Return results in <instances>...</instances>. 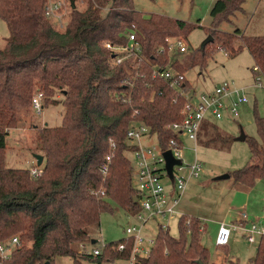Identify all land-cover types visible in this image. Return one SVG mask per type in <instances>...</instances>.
Returning <instances> with one entry per match:
<instances>
[{
  "label": "trees",
  "instance_id": "obj_1",
  "mask_svg": "<svg viewBox=\"0 0 264 264\" xmlns=\"http://www.w3.org/2000/svg\"><path fill=\"white\" fill-rule=\"evenodd\" d=\"M243 2L215 0L210 10L211 26L230 22ZM44 3L0 0V18L9 28V37L0 49V242L17 235L21 243L2 264H53L56 257L75 262L95 258L98 264L110 258L128 259L129 240L105 245L97 256H82L78 250L84 242L94 240L91 231L99 226L103 210L113 212L112 203L128 214L139 210L131 161L126 156V131L133 123H144L165 147L174 137L167 126L181 119L183 94L190 92L185 72L195 64H205L209 45L221 43L228 49L231 38L209 29L214 37L210 36L211 41L198 54L172 62L166 38L177 34L176 30L189 32L191 27L184 22L144 16L135 10L133 0H87L85 10L71 12L61 32L44 18ZM132 26L142 60L131 58L121 66H110L104 44H125ZM241 40L253 67L264 76V37L241 36ZM230 50L233 55L239 48ZM169 60L182 76L175 91L169 82L151 75L153 68H166ZM136 73L143 77H136ZM34 89L43 93V107L49 100L57 103L55 94L59 93L63 108L61 124L42 128L36 137L35 152L43 157L39 176H32L30 169L7 168L2 154L8 131L22 127L19 113L30 106ZM255 123L260 143L249 139L251 163L233 174L234 182L246 187L264 176V118L256 117ZM208 129L215 131L208 142L218 138L217 128L205 122L198 139ZM110 140L116 149L106 177L100 174V167ZM182 215L179 237L172 238L159 229L148 256L137 258L134 264H205L209 260L200 243L199 222H187ZM121 242L125 248L117 251L115 247ZM251 264H264V236Z\"/></svg>",
  "mask_w": 264,
  "mask_h": 264
},
{
  "label": "rangeland",
  "instance_id": "obj_2",
  "mask_svg": "<svg viewBox=\"0 0 264 264\" xmlns=\"http://www.w3.org/2000/svg\"><path fill=\"white\" fill-rule=\"evenodd\" d=\"M86 1L68 0L70 10L58 22H49L53 23L59 31H64L71 19V12L85 10ZM72 2L74 8L71 7ZM214 2L215 0H133V6L144 16L159 15L184 22L191 27L187 33L177 32L175 27L177 34L166 38L181 39L188 50L183 55L171 54L172 62L174 59L182 62L186 55L198 54L206 38L214 37L209 29L229 34L231 38V45L228 46V49L221 43L209 45L208 59L205 64H195L184 74L191 94L208 92L223 83H233L235 88L244 89L248 102L239 106V116L235 119L226 115L222 120L209 119V122L207 121L217 128L218 138L215 141H207L215 133L211 129L203 131L196 146L187 139H183L182 158L184 162L192 163L196 156L197 161L201 164L202 172L200 177L189 182L181 201L180 210L183 214L182 219L187 222L192 219L199 222L200 243L209 255V260L207 259L205 264H251L256 255L258 242L255 245H249L242 239L240 230H232L229 243L225 247L215 246L214 240L219 223L221 221L229 223L228 221L238 213L239 216L245 213L249 216L250 222L264 226V176L255 180L249 188L235 183L233 176L236 170L251 163L249 139L253 138L260 143L255 118H264V90L257 89L254 85V74L251 71L254 62L245 49L241 36L244 38L264 37V0H244L241 10L234 13L230 22H222L215 28L211 26L212 19L210 17V10ZM236 31H239L240 34L234 35ZM8 37L9 28L0 18V49L4 47ZM222 40H226V38H222ZM230 48L233 50L239 48V51L231 55ZM170 60L169 62H171ZM262 83L264 84V76ZM37 91L36 89L33 95ZM55 98L58 100L57 103H51L50 100L45 102V106L39 114L34 113L30 106L25 111L20 110L22 127L10 129L5 139L6 150L2 154H4L7 168L29 170L37 166L33 158V154H36V137L42 128H54L61 124L63 108L59 100L62 97L56 93ZM241 133L247 137L246 140L239 141L237 139ZM153 141L154 138H151L149 144ZM126 156L131 160L128 152H126ZM262 161H264L263 158ZM225 175H229V177L218 179ZM164 184H167L165 180ZM102 191L104 192V190ZM110 206L113 212L103 210L99 216V226L91 231L95 243L84 242L78 246L79 254L82 256L84 254L92 255L93 249H98L102 253L104 246L111 243L122 240L132 242V238L126 234V228L138 225L139 221L134 216L137 212L128 214L113 203ZM178 220L179 215L169 220L154 218L148 221L140 231L142 236L156 237L158 230L156 224L161 222L168 226L167 232L172 238H178ZM142 248L150 251V246L146 243ZM144 255L146 253H143ZM111 259H107L108 262L103 260L100 263L130 264L128 259ZM53 264H98V262L95 258L79 259L75 262L69 257H56Z\"/></svg>",
  "mask_w": 264,
  "mask_h": 264
},
{
  "label": "built area",
  "instance_id": "obj_3",
  "mask_svg": "<svg viewBox=\"0 0 264 264\" xmlns=\"http://www.w3.org/2000/svg\"><path fill=\"white\" fill-rule=\"evenodd\" d=\"M69 10L68 0H45L43 16L48 21L58 22ZM135 36V29L132 26L126 35L125 44L119 46L109 43L104 44L110 55V66H121L131 58L132 60L136 59L138 62L142 60L141 46L136 41ZM166 43L170 56L171 54L183 55L188 51L184 41L179 38L166 39ZM251 71L254 74L255 87L264 90L263 75L257 67H253ZM151 75L152 79L159 78L169 82V87L174 91L178 90V85L182 80V76L173 70L170 62L166 68H153ZM136 77L143 76L136 73ZM155 94L159 96L161 92ZM183 95L185 102L180 110L181 119L167 126L174 137L166 142L165 147L158 143L156 135L150 133L149 127L141 122L130 125L125 134L127 152L131 157V178L133 187L137 192L136 200L139 206L138 212L134 215L139 221L138 225L126 228V234L129 238H132V247L128 258L130 264H134L136 258L148 256L149 252L142 248L144 243L150 246V249L155 244V237L142 236L141 228L145 227L147 222L154 218L169 220L176 215L181 217L180 205L187 186L191 180L200 177L202 168L196 156L192 163H186L182 158L183 139H187L196 146L203 123L209 122V119L222 120L226 115L235 119L239 116V106L248 102L244 89L235 88L233 83H223L221 86L214 87L211 91L200 94L185 92ZM42 101L43 93L41 91L35 92L30 104L34 113L39 114L42 112ZM151 138H154V141L149 144ZM115 149V142L110 140L109 152L105 155L103 164L100 167L102 176L109 173ZM166 151H169L175 160L180 161L179 165L172 166L171 176L168 175L165 168L163 153ZM194 152L196 155L195 150ZM38 168V166H35L30 169L32 176L40 175ZM164 180L167 184H164ZM100 194H103V192H100ZM156 227L162 231L168 229V226L161 222L157 223ZM232 230H240L242 238L249 245H255L264 236V226L247 221V215L242 213L237 223H219L214 240L215 246H227ZM20 246L21 243L17 236L1 241L0 264L9 260L13 252ZM124 248L125 244L123 242L115 247L117 251H123ZM99 253L98 249L92 251L94 256ZM143 253H146V255L143 256Z\"/></svg>",
  "mask_w": 264,
  "mask_h": 264
},
{
  "label": "water",
  "instance_id": "obj_4",
  "mask_svg": "<svg viewBox=\"0 0 264 264\" xmlns=\"http://www.w3.org/2000/svg\"><path fill=\"white\" fill-rule=\"evenodd\" d=\"M71 7L74 8V4L73 2L71 3ZM209 41H211V37L209 36L208 38H206V40L203 42L202 44V48L203 46L208 43ZM239 141H243L244 140V134L241 133L240 136L237 138ZM163 156L165 158V168H166V171L168 173L169 176H171V169H172V166L173 165H179L180 164V161L179 160H175L169 151H166L163 153ZM33 158L34 160L36 161V165L39 167L41 166L42 162H43V157L39 154H33ZM229 175H225V176H222L218 179H225V178H228ZM91 243H95L94 240L91 241ZM46 264H49L48 262ZM198 264H203L202 262L198 261Z\"/></svg>",
  "mask_w": 264,
  "mask_h": 264
},
{
  "label": "crops",
  "instance_id": "obj_5",
  "mask_svg": "<svg viewBox=\"0 0 264 264\" xmlns=\"http://www.w3.org/2000/svg\"><path fill=\"white\" fill-rule=\"evenodd\" d=\"M212 90V89H211ZM210 90V91H211ZM247 188H249V187H247ZM231 208V207H230ZM231 210H234V209H231ZM238 219H239V213L237 214V215H235V217H233L230 221H228L229 223H237V221H238ZM247 221H249V216H247ZM221 222H223V221H221ZM250 222V221H249ZM243 239V238H242ZM244 240V239H243Z\"/></svg>",
  "mask_w": 264,
  "mask_h": 264
}]
</instances>
